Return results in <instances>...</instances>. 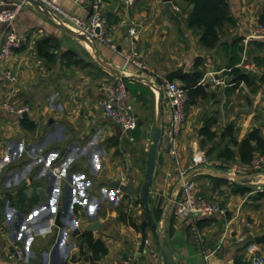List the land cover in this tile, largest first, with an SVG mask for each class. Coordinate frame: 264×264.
Instances as JSON below:
<instances>
[{
	"label": "crops",
	"instance_id": "1",
	"mask_svg": "<svg viewBox=\"0 0 264 264\" xmlns=\"http://www.w3.org/2000/svg\"><path fill=\"white\" fill-rule=\"evenodd\" d=\"M14 1L0 0V8ZM58 1L84 17L93 0ZM100 2L116 50L99 42L89 47L83 34L31 2L18 9L10 25L0 23V45L9 34L17 42L9 59L0 61V264H121L120 255L133 256L135 264H163L149 227L139 250V222L145 214L138 190L158 116L161 136L149 208L161 211L155 222L159 226L164 218L175 264H201L204 255L208 264H245L250 254L264 255V240L256 239L264 236V190L257 183L264 179V167L248 171L249 164L241 162L237 147L223 134L228 128L240 141L255 131L264 140V40L248 37L257 23H264V0H227L228 20L211 49L202 47L198 31L186 25L188 10L181 0H134L128 6L125 0ZM126 15L140 25L137 50L150 74L124 62L126 31L119 20ZM46 37L55 38L61 51L70 50L71 61L56 53L50 59L38 56L35 44ZM235 40L242 47L238 53L231 52ZM183 63L181 76L201 71L206 96L188 98L187 118L172 154L170 106L141 77L153 74L158 83ZM5 66L15 75L13 84L3 74ZM232 66L248 75L243 82L247 90L230 82ZM118 76L127 87L121 104L129 105L137 118L136 128L128 132L106 117L98 103L106 95L103 81ZM181 76L173 81L182 84ZM4 100L27 109L7 112ZM205 124L215 132L213 139L201 133ZM226 144L233 150L231 160L218 156ZM199 151L204 161L192 166ZM55 163L62 168L59 176L50 172ZM230 165L240 171L227 175ZM181 170L196 180L201 195L220 199L223 214L182 221L171 217ZM129 178L133 194L114 186ZM135 204L138 227L119 220ZM93 222L100 225L88 230ZM85 232L106 244L105 254L95 258L85 247L83 253L79 250ZM16 248L24 251L22 259Z\"/></svg>",
	"mask_w": 264,
	"mask_h": 264
},
{
	"label": "built area",
	"instance_id": "2",
	"mask_svg": "<svg viewBox=\"0 0 264 264\" xmlns=\"http://www.w3.org/2000/svg\"><path fill=\"white\" fill-rule=\"evenodd\" d=\"M38 2V5L43 6L48 14H52L57 17L59 23L73 27L79 33L86 37L87 45L90 47L94 42L102 43L112 50L117 49V41L113 37L111 31L112 25L108 22L106 14L101 8L100 0H93L87 10L86 16H78L65 10L58 0H34ZM134 0H125V3L131 5ZM29 3L28 0H17L12 2L9 6L0 8V23L10 25L18 9ZM119 24L125 26V43L123 50V58L125 64L133 66L138 72H146L150 74L149 68L146 63L141 59L137 50V40L139 38L140 25L130 18L129 16H122L119 20ZM249 38H259L264 40V24L257 23L252 32L248 35ZM17 46L15 36L9 34L6 40L0 45V61H7L9 59L11 50ZM5 78L9 83L13 84L15 81V75L9 66H5L3 72ZM213 80L215 78L212 77ZM154 75H150V79L141 77V82L145 85L151 86L163 94L168 105L170 106V118H169V133L171 148L170 153H174L178 137L183 129L185 120L187 118V101L188 92L182 84L176 81L168 82L162 79L160 82L154 81ZM156 82V83H155ZM245 90L243 82L239 83ZM102 87L106 91V95L99 101V106L106 117L111 119L122 132H128L136 128L137 118L132 113L129 105L121 104V101L127 95L126 82L118 76L113 80H104ZM2 108L10 113L21 114L27 108L20 106L16 107L4 100L1 103ZM89 147L92 144L88 145ZM204 161L203 151H199L196 155L192 156V166H196ZM264 167V154L261 156H254L247 167L249 171H256ZM50 172L56 176L61 174L62 168L58 163L50 165ZM240 171L235 166H228L226 173L232 175ZM186 174V171H179V193L176 198H172L170 202L171 214L177 221L185 220L193 216H210L216 213L223 214L225 209L221 205L220 201L214 197L203 196L199 193L196 180L192 177H187L182 180V177ZM260 184V191L264 190V179L257 181ZM52 223V222H51ZM2 226L0 224V230ZM242 237H239L241 240ZM16 253L19 254L22 259L24 251L20 248H16ZM121 264H135L134 258L131 255H120ZM201 264H208L207 255H204V262ZM245 264H264V255L262 254H250L247 257Z\"/></svg>",
	"mask_w": 264,
	"mask_h": 264
},
{
	"label": "trees",
	"instance_id": "3",
	"mask_svg": "<svg viewBox=\"0 0 264 264\" xmlns=\"http://www.w3.org/2000/svg\"><path fill=\"white\" fill-rule=\"evenodd\" d=\"M188 10L185 22L189 28L198 31L199 42L202 47L211 49L215 47L219 41L220 29L228 20V3L227 0H181ZM264 24V23H263ZM242 47L238 44V40H235L231 44V52H240ZM35 52L38 56L45 59H50L52 54L56 53L60 55V59L66 58V60L71 61L68 55L70 50L61 51L58 45L55 43V38L46 37L42 40H38L35 44ZM239 58V55L231 59V64H234L235 61ZM195 63V67H196ZM201 71L197 68L193 71L192 74L185 73L181 76L182 85L187 89L189 99L194 96H206V93L203 89V85L199 83L201 78ZM230 76V82L234 86L239 85L240 82H248V75L240 70L237 67L232 66V68L227 73ZM232 84V85H233ZM201 133L206 135L208 140L215 137V132L209 129V125L205 124L201 128ZM225 135L230 137L232 145L236 146L238 149L239 158L242 163L249 164L252 158L255 155L256 151H264V140L258 135L257 132H249L245 138L240 141L232 136L230 129L224 131ZM260 149V150H259ZM218 156L231 160L233 159V150L226 144ZM244 189V188H243ZM264 195V192H263ZM151 213L155 221L159 219L160 209L152 208ZM143 214V213H142ZM144 216V214H143ZM172 218L173 215L171 216ZM119 220L124 223H128L133 227H138L137 221L132 219L131 216L127 213H120ZM171 226L172 223L170 222ZM171 228H169L170 230ZM168 232L165 229V233ZM83 242L79 246V250L83 253L82 250L84 247L87 251L91 253L93 257H97L99 254H105L107 251L106 244L101 239H93L90 232H85L83 234Z\"/></svg>",
	"mask_w": 264,
	"mask_h": 264
},
{
	"label": "water",
	"instance_id": "4",
	"mask_svg": "<svg viewBox=\"0 0 264 264\" xmlns=\"http://www.w3.org/2000/svg\"><path fill=\"white\" fill-rule=\"evenodd\" d=\"M28 1L33 3V4H38V2H36L34 0H28ZM184 66H185V64L183 63L181 65V67L167 72L164 75V79L168 82H171L175 78L180 77L181 74L183 73ZM126 89H127V87H126ZM160 136H161L160 117L158 116L156 121H155V124H154V131H153L152 138H151V144H150L149 149H148V155H147V159H146V166H145V172H144L143 180H142V182L139 186V190H138L139 199L143 205V211L145 214V217L139 222V226L141 229V241L139 244V250L141 251L143 248V245H144L145 235H146L145 228L149 227L153 233L155 242L157 244L160 256L162 258V263L163 264H175V261L173 260L171 249H170L169 244L167 242V239L165 237V230L163 227L164 218H161V223L158 226V224L153 219V217L151 215V210L149 208V202H150L149 190H150V186L152 184V175H153L154 163H155V158H156V149L158 146ZM206 171L211 172V170H209V169L208 170L206 169ZM187 177H188V174H185L182 177V180H185ZM114 186L118 187L121 191H123L124 193H127V194H133V192H134L132 178H129L127 180L126 184H119V182L117 180L116 182H114ZM99 225H100L99 222H93L92 224H90L87 227V229L88 230L95 229ZM256 239L263 241L264 236H259Z\"/></svg>",
	"mask_w": 264,
	"mask_h": 264
},
{
	"label": "rangeland",
	"instance_id": "5",
	"mask_svg": "<svg viewBox=\"0 0 264 264\" xmlns=\"http://www.w3.org/2000/svg\"><path fill=\"white\" fill-rule=\"evenodd\" d=\"M218 200H220V199H218ZM220 203H221V202H220ZM138 208H139V207L136 206V204H135L134 208H133L132 211L129 213V215H131V218L134 219V220H136V221H138V219H139V218H137V217H139V216L136 214V211H137ZM141 217H142V216H141Z\"/></svg>",
	"mask_w": 264,
	"mask_h": 264
}]
</instances>
